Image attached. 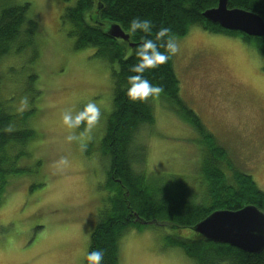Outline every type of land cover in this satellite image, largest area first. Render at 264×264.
I'll list each match as a JSON object with an SVG mask.
<instances>
[{
    "label": "rangeland",
    "instance_id": "rangeland-1",
    "mask_svg": "<svg viewBox=\"0 0 264 264\" xmlns=\"http://www.w3.org/2000/svg\"><path fill=\"white\" fill-rule=\"evenodd\" d=\"M24 2L32 4L41 29L35 63L39 94L32 98L28 93L26 68L7 77L4 94L11 98V112L36 109L30 127L37 138L20 162L25 171L10 176L0 203V264H87L97 214L108 203L104 185L110 162L100 142L113 110L112 68L93 57L94 48H74L75 39L61 23L69 5L65 0L0 4ZM173 43L181 96L216 135L232 164L252 175L264 191V56L239 37L197 25ZM11 64L6 61L2 68ZM88 102L100 107V120L92 128L82 122L68 129L62 113L75 114ZM162 109L156 110V127L142 129L139 136L147 149V172L198 179L203 140L174 112ZM70 135L75 139L69 140ZM138 151L133 149L134 156L143 160L135 155ZM172 233L154 226L128 230L119 241L121 264H196L180 247L169 246L171 239L165 236ZM184 234L192 236L180 229L178 235Z\"/></svg>",
    "mask_w": 264,
    "mask_h": 264
},
{
    "label": "trees",
    "instance_id": "trees-1",
    "mask_svg": "<svg viewBox=\"0 0 264 264\" xmlns=\"http://www.w3.org/2000/svg\"><path fill=\"white\" fill-rule=\"evenodd\" d=\"M1 1V0H0ZM69 3L61 14V23L74 48H94L93 57L111 65L113 78V110L100 142L104 156L109 158L106 183L107 204L98 212L88 252L102 250L103 264H121L119 241L128 230L146 227H167L172 230L169 246L180 247L196 264H264L261 253L246 252L228 243L207 240L192 231L191 226L219 209L237 210L255 205L264 212V191L253 176L230 161L227 150L216 135L207 129L200 116L181 96L179 78L173 55L164 64L146 69L143 75L162 88L159 95L145 101H133L127 94L128 77L138 63L135 53L142 38L156 41L161 28L169 29L172 41L185 36L192 26L215 34L239 37L264 56V37L228 30L208 20L204 11L216 7L218 0H65ZM229 7H238L259 14L264 19V0H228ZM133 18L147 19L152 31L130 33ZM119 24L130 35L129 42L113 37L108 30ZM40 25L30 2L16 5L0 4V203L4 200L11 175L22 174L20 162L28 156L29 142L37 138L30 124L36 114L32 108L19 113L9 110L11 101L4 94L7 77L26 68V86L34 98L39 94L35 83V63L39 58ZM161 45L166 39L156 41ZM11 62L4 66L5 62ZM36 95V96H37ZM4 97L5 99H3ZM161 107L174 112L180 123L199 133L203 140V161L199 178L186 179L175 174L150 175L146 170V146L140 143L142 129L156 127V110ZM155 137L158 135L154 130ZM133 149L139 150L137 158ZM192 232L179 236L180 229Z\"/></svg>",
    "mask_w": 264,
    "mask_h": 264
},
{
    "label": "water",
    "instance_id": "water-1",
    "mask_svg": "<svg viewBox=\"0 0 264 264\" xmlns=\"http://www.w3.org/2000/svg\"><path fill=\"white\" fill-rule=\"evenodd\" d=\"M203 15L225 29L264 37V19L255 12L229 7L228 0H218L217 6L204 11ZM108 32L128 41L130 47L135 46L119 24H112ZM191 229L207 240L228 243L246 252L261 253L264 250V212L255 205L237 210H215Z\"/></svg>",
    "mask_w": 264,
    "mask_h": 264
},
{
    "label": "clouds",
    "instance_id": "clouds-1",
    "mask_svg": "<svg viewBox=\"0 0 264 264\" xmlns=\"http://www.w3.org/2000/svg\"><path fill=\"white\" fill-rule=\"evenodd\" d=\"M150 33L152 31L151 22L147 19L133 18L130 23L129 32L137 31ZM169 29L161 28L156 35V41L166 39L167 42L161 46L165 48L164 52L159 50L158 44L151 38H142V43L137 46L135 53L139 62L134 64L131 71L136 73L128 77L129 87L127 89L128 96L133 101H145L149 97L159 95L162 88L151 83L144 75L146 69H153L164 64L178 48L173 43L172 38L168 36ZM26 104V101L22 102ZM101 118V109L94 102H88L83 109L73 114L72 111L62 113V120L68 129L77 128L82 122H86L88 128H92ZM69 140L75 139L73 136L68 137ZM87 264H103L104 252L102 250H94L86 253Z\"/></svg>",
    "mask_w": 264,
    "mask_h": 264
}]
</instances>
